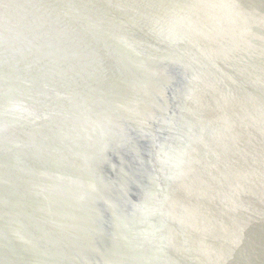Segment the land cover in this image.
<instances>
[{
  "label": "bare ground",
  "instance_id": "bare-ground-1",
  "mask_svg": "<svg viewBox=\"0 0 264 264\" xmlns=\"http://www.w3.org/2000/svg\"><path fill=\"white\" fill-rule=\"evenodd\" d=\"M134 1L0 0V77H8L0 79V119L11 125L0 151L28 178L30 242H56L39 264H82L81 251L97 264L98 247L103 264H264V0ZM237 10L238 25L256 28L226 36L230 51L217 49L212 39L236 23L221 19ZM251 53L254 64L219 70ZM170 65L189 83L187 92H172L171 113L162 99L174 79ZM131 130L161 140L157 150L145 144L148 187L132 211L139 221L124 212L116 218L119 252L105 245L104 213L85 211L110 209V181L99 169L114 170L112 143L134 137ZM26 143L32 156L21 151ZM85 176L93 189L80 187ZM59 195L69 205H56ZM144 238L143 252L123 262ZM30 242L22 239L18 251ZM26 255L20 264H31Z\"/></svg>",
  "mask_w": 264,
  "mask_h": 264
},
{
  "label": "water",
  "instance_id": "water-1",
  "mask_svg": "<svg viewBox=\"0 0 264 264\" xmlns=\"http://www.w3.org/2000/svg\"><path fill=\"white\" fill-rule=\"evenodd\" d=\"M117 1H120V0H117ZM199 1L204 3L205 0H199ZM137 2H138V0H137ZM137 2L134 1L135 4ZM148 3H149V1H146V0H141L140 2H138L139 5H145V6H148ZM110 4H113V3H110ZM200 4H202V3H200ZM113 6H117V5L113 4ZM116 10L119 11L118 8H116ZM141 11L147 13L146 10H141ZM203 12L207 13L206 11H203ZM238 15H239V13L237 10V12H234V14H232L231 12L225 13L224 17L221 19V21L222 20L227 21L226 25L227 24L229 25L230 19L236 18L235 19L236 23L233 26L227 28L230 32V33L228 32L229 34L226 32H222V33H219L218 35H216V37H214L212 39V41L214 42V45L217 47V49L221 48L222 51L224 49H229V51H230L233 48V45H232L233 42L230 40L231 38H227L226 36L229 35V37H230L233 35L234 37H243L247 32L254 30L256 28L255 24L253 26H249V24H243V23L238 25L241 22V20L237 17ZM148 17L145 19H148ZM225 17H228V18H225ZM32 21H36V20L33 19ZM239 28L241 29V31L239 30ZM219 52H221V51L219 50ZM255 55H256L255 53H251L250 55H245L244 57H238L237 59L234 58L232 60H228L227 63H230V64L226 65V63H225L223 68H219V70L227 69L226 71H230L232 69H236L235 67H236V64H238V63L244 65L245 63L249 64L251 62L252 64H254L255 63L254 60L256 59ZM252 64H250L249 67H253ZM1 70L2 69H0V71ZM167 72H169L174 78L173 81H171L170 83L168 82V84L172 85L173 87H176V88L173 89L172 86H171V88H168V85L165 88L162 85L163 90H164L163 94H162V97H163L162 99L164 100L163 104L167 103L166 106H165V104H164V106L169 107L168 111L171 113L172 108H170V107L174 103V101L172 100V92H173V94H177V93L182 94V93L187 92L188 86L185 87V85H188L189 83H186V79H184V78L180 79V76L183 75L185 72L184 69H182L180 66L170 65L168 67ZM1 73H5V72L2 71V72H0V74ZM7 78L8 77L5 75H2L0 77L1 80H5ZM6 81H8V80H6ZM3 84H5V82H0V86ZM179 102H180L181 106L182 105L184 106L185 97H181L179 99ZM182 107H180V109ZM173 110L175 111V113L178 111L175 107H173ZM154 112L155 113L158 112L157 114H159V111H157V110ZM162 116H164V118H161L159 120H166L167 121V120L177 119V118L171 119V117L169 115H162ZM9 124H10V122H4L3 120L0 119V146H2L5 150H6V144L5 143L7 142V140L3 137V136H6L3 133L5 132L6 129H8L11 126ZM159 124H160V122H159ZM153 126H154V128L159 127V125L156 123ZM128 136H134V137L126 138L125 139L126 141L124 143H119V142L118 143H112V144H116L117 147H114L113 149H111L110 154L113 157L110 159V161H113V160L119 161L120 160L117 165L112 164L110 162V168L115 167L114 170L110 171V173H107L108 168L105 167L106 165L103 166L102 170L99 169V171L103 174V176L105 178L109 179V181H110L109 182L110 187L108 190L110 192V194H109L110 201H108V204H109L108 206L110 207V209L107 208L106 204L100 203L101 207L96 206V209L95 208L93 209L91 207V209H89L88 211H85V215H89L92 213L95 214V213H97V211H102L104 213V217L102 218L103 223H101V225L105 231L104 241L108 242V243H105V245L106 246H113V249H116V247H117L119 252H121V245L119 243L118 236L120 235L119 233L121 231H120L119 224L116 222V218L119 219L118 214L121 212H124V215H126L125 217H126L127 221H128V219H131L130 217H132L134 220L139 221V218L141 217L140 213H133L132 211L136 207V205L139 203V201L143 200V196H144L143 194L145 193V190L148 187V183L146 182L147 181V171H146L145 166L143 165V162H142V156L146 155L147 150H148V145H145V144H148L147 143L148 140H150L151 142L153 141L154 148H155V150H157V144H156L157 140L159 142L161 140V138H159V139L151 138V136L148 133H142V134L139 133L138 134L133 130H131L129 132ZM45 137H46L45 141L49 142L50 145L52 146L53 142L56 139V134L47 135ZM18 143H20V141L16 140L12 143V145L10 147L14 148L17 146ZM136 143H141L140 147L143 149L142 154L139 151L138 152L134 151L135 147L138 149L137 145H139V144H136ZM31 145L33 146L34 144L31 143ZM125 145H127V147H124ZM7 147H9V146H7ZM26 148H28V150H29L28 151L29 156H32L30 145L27 143H26V146L22 147L21 151L24 152ZM122 148H127L128 151H126V153H124L121 151ZM4 152L6 154V151H4ZM120 154H122V155H120ZM19 156H21V155H18V157ZM6 158L7 157H4L3 153L0 151V264H20V255L24 254V253L27 254L26 257L31 264H39V263H41V261L43 262V257L46 255L45 250H46L48 244L45 245L43 242H40V243L30 242L31 237L29 236V234H26L27 232L25 230L23 223L26 220V215H25L26 210L30 209V207L27 205L28 203L26 201L27 199L25 198V191L23 189L22 183L24 182V179H28V178L23 177L20 174V170L18 168H16L19 166L16 164H13L14 163V155L11 156L10 159H8V158L6 159ZM29 162H31V161L28 159V163ZM107 162H108V160H107ZM82 164H84V163L82 162ZM82 164L78 165V169H80L81 174L87 175L86 173H83L85 165H82ZM26 166H29V165H25V166H23V168H25ZM257 166L258 165L251 164L250 168L254 169V168H257ZM123 167H124V170H122ZM134 167H135V171L132 170V168H134ZM154 167H155V165H154ZM242 167H244V166H242ZM23 168H21V169H23ZM105 170H106V173L104 172ZM135 176H137L136 180L134 178ZM45 177H47V174ZM162 177L164 178V182L167 183L168 178L165 177L164 175ZM63 180L67 181V179H63ZM88 180H89V177L85 176L84 177L85 186H80L84 190L93 189V188H91V186H92L91 182ZM203 180H205V179L203 178ZM206 180H208V178H206ZM69 183H71V182H69ZM104 185H105V179H104ZM160 186H161V184H158L157 188L159 189ZM124 187H127V190ZM13 189H19V190L14 191ZM70 189L74 190L76 188L71 187ZM70 189H68V190H70ZM61 192H65V191H61ZM28 193H30V191ZM60 195H59L58 200L56 199V201H57L56 205H61L62 203H64L63 205H66V204L69 205V203L71 201L67 200L63 196L60 197ZM74 196H75L74 198H76V195H74ZM63 205H61V206H63ZM100 208H101V210H100ZM56 217H57V215H56ZM40 221H41V224H44V222H45V221L42 222V220H40ZM133 227H136V226L134 225ZM27 230L29 231V229H27ZM36 233H37V231L34 233H31V234H32V236L35 237ZM5 234H7V235H5ZM151 236H152L151 240H153L154 234L151 233ZM146 238H144L145 241H143L141 244H139L138 248H136L130 255L127 254V256H126L127 258L125 257L126 259L123 262L129 263L128 258L131 257V255L136 256V255H139V253L143 252V248L146 244ZM22 239L30 242V247H28V249H25L22 247L21 250L23 249L24 251L22 250L23 253H20L19 252L20 250L17 247V243H19ZM151 240H150V242H151ZM51 243L56 244L55 241L54 242L52 241ZM51 243H49V245ZM147 244H148V242H147ZM94 247L96 248L98 246H94ZM87 249L91 251L90 245L87 246ZM98 251H99V254L95 255L96 260H91V261H93L97 264H103V260L101 257L104 254V252H103V250H99V247H98ZM112 253H113V250H112ZM80 255H82V257H83L82 264H84V263L89 264L87 262L89 260H87L86 254L81 251ZM24 264H26V263H24ZM108 264H111V263H108ZM130 264H136V263L134 261L130 260Z\"/></svg>",
  "mask_w": 264,
  "mask_h": 264
}]
</instances>
